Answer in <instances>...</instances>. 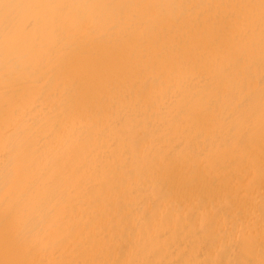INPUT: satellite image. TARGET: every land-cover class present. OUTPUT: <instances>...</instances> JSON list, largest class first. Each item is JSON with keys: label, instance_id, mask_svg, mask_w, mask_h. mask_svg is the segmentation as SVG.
Instances as JSON below:
<instances>
[{"label": "bare ground", "instance_id": "1", "mask_svg": "<svg viewBox=\"0 0 264 264\" xmlns=\"http://www.w3.org/2000/svg\"><path fill=\"white\" fill-rule=\"evenodd\" d=\"M0 264H264V0H0Z\"/></svg>", "mask_w": 264, "mask_h": 264}]
</instances>
